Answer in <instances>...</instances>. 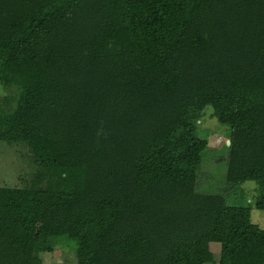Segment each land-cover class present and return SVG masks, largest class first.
<instances>
[{"label": "trees", "instance_id": "trees-1", "mask_svg": "<svg viewBox=\"0 0 264 264\" xmlns=\"http://www.w3.org/2000/svg\"><path fill=\"white\" fill-rule=\"evenodd\" d=\"M0 61L24 78L0 106V264L68 240L72 264H208L212 243L264 264L226 202L253 181L264 209V0H0ZM206 106L230 132L215 192Z\"/></svg>", "mask_w": 264, "mask_h": 264}, {"label": "rangeland", "instance_id": "rangeland-1", "mask_svg": "<svg viewBox=\"0 0 264 264\" xmlns=\"http://www.w3.org/2000/svg\"><path fill=\"white\" fill-rule=\"evenodd\" d=\"M190 35L186 25L177 34L178 40H185ZM145 55V54H144ZM24 81V78L19 76H13L8 74L4 68L3 62L0 61V106H3L4 111L11 110L15 106V102L18 96L19 84ZM211 106H206L202 111V116L199 123H197V133L206 137L205 132L209 138V147L205 151V155L202 160L200 175L204 178L203 188L204 192H215L216 187L224 184L225 169L227 167V156L229 152V130L219 124L213 116ZM199 125V127H198ZM4 162V160H2ZM4 166V165H3ZM11 168H8V171ZM257 184L253 181H245L237 188L235 196L227 197L226 202L229 205L234 206H250L252 215V225L250 230L253 232H264V209H258L255 206ZM214 189V190H211ZM203 191L202 189H200ZM211 190V191H210ZM55 198H59L58 195ZM214 255V262L208 264H218L220 254V244L212 243L207 245ZM75 249V241L68 240L65 245L58 250L52 251L48 249L42 242H38L35 246V252L40 255L44 264H72V255Z\"/></svg>", "mask_w": 264, "mask_h": 264}]
</instances>
